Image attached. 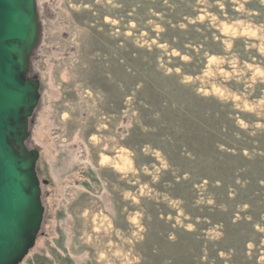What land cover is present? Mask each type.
Returning <instances> with one entry per match:
<instances>
[{
    "label": "rangeland",
    "instance_id": "obj_1",
    "mask_svg": "<svg viewBox=\"0 0 264 264\" xmlns=\"http://www.w3.org/2000/svg\"><path fill=\"white\" fill-rule=\"evenodd\" d=\"M35 7L20 264H264V0Z\"/></svg>",
    "mask_w": 264,
    "mask_h": 264
},
{
    "label": "water",
    "instance_id": "obj_2",
    "mask_svg": "<svg viewBox=\"0 0 264 264\" xmlns=\"http://www.w3.org/2000/svg\"><path fill=\"white\" fill-rule=\"evenodd\" d=\"M38 40L35 0H0V264H20L43 222L39 154L26 146L40 97L27 77Z\"/></svg>",
    "mask_w": 264,
    "mask_h": 264
},
{
    "label": "bare ground",
    "instance_id": "obj_3",
    "mask_svg": "<svg viewBox=\"0 0 264 264\" xmlns=\"http://www.w3.org/2000/svg\"><path fill=\"white\" fill-rule=\"evenodd\" d=\"M107 161H108L107 158H102V159H101V163H102V164L106 163ZM115 167L117 168V166H115Z\"/></svg>",
    "mask_w": 264,
    "mask_h": 264
}]
</instances>
